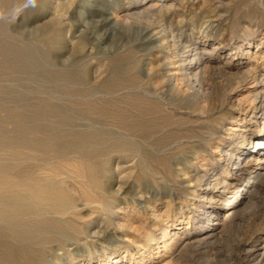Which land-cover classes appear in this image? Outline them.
<instances>
[{
	"label": "rangeland",
	"instance_id": "rangeland-1",
	"mask_svg": "<svg viewBox=\"0 0 264 264\" xmlns=\"http://www.w3.org/2000/svg\"><path fill=\"white\" fill-rule=\"evenodd\" d=\"M37 2L35 7L20 12L18 18L15 9L22 4L14 8L7 16V21L3 23V26L6 24L5 27L9 30L2 27L0 32L1 37L5 32H9L5 34L8 35V39H15V44L23 41V45L16 44L18 54L26 58L40 54L49 61L46 68L44 66L35 68L37 72H41L39 75L31 69L32 63L24 61L23 64L22 61L17 60L16 67L4 70L0 75L2 77L0 90L2 88L3 91H0V101L3 102H0V124H2L0 125L2 146H0L2 148V151L0 150V228L2 224L4 226L0 229V264H249L239 253V249L244 241L253 248H264L262 230L264 178L262 182L255 181L258 183L256 185H259L256 191L253 190L243 196V191L239 192L236 198L238 212L233 223L227 227L224 235H221L222 238L220 236L216 243L189 245L182 239L181 233L190 230L193 219L203 204L206 207L211 206L209 202L201 199V194L205 193V181L202 180L217 172L223 176L225 175L223 171L231 168V166H223L224 162L231 158L229 155L225 156L223 150L227 149L229 144L238 146L242 142L231 136L233 131L227 133L226 126L231 123V118H244L249 125H255L257 133L260 132L259 115L252 113L250 107L254 93L251 90L259 88L261 84L259 81L256 83L247 79L237 86L236 82L240 80L238 78L241 73L240 76L212 75L209 76L212 82L208 77L209 92L205 95L196 92L181 80L182 70L178 61L185 48H181L176 36L181 34V39L187 41H206V47L221 42L223 48L221 54L217 55L220 66L228 61L227 57L231 51L233 53L239 51L238 47L241 44L244 46L252 44L249 49L250 56L256 57V60H250L255 62L260 74L264 72L262 71L264 42L258 48L255 46L264 32V0H37ZM152 4H156L155 9L151 8ZM127 6H137L140 10L147 8L152 13L138 20L132 18L127 23L116 24L114 20L117 19V15L120 16L122 9ZM206 20L212 23V28H206L207 33L204 32L206 25L202 24ZM170 26L175 32L174 38L169 35L168 30H165ZM6 35L4 39L7 38ZM1 37L0 39L3 40ZM159 38L162 40L158 41ZM48 41L49 45H47ZM21 46L25 47L21 48ZM32 46L35 51L32 50ZM45 51L47 54L44 53ZM20 58L22 57L19 55ZM234 62L235 60L232 59L230 64L224 67L232 68ZM58 67L63 68L60 71ZM61 77L70 86H66V83L49 85ZM28 80L32 82L31 86ZM39 80L42 83L38 84ZM44 82H46L45 86ZM59 85L60 87H57ZM229 85L231 89L237 87L233 89L234 92L229 89ZM17 88L20 90L17 91ZM48 88L52 91L47 92ZM56 89L58 90L55 91ZM162 91L165 102L152 96ZM249 91L252 94H249ZM57 92L60 94H56ZM67 92H70V95ZM115 92H118V95ZM230 94L238 99L235 102H238L239 106L234 107L235 104H232L228 98ZM66 95L69 97L66 98ZM76 95L81 97L78 98ZM87 95L91 97H85ZM94 95L96 96L93 97ZM46 96L50 97L51 101ZM32 99L34 101H30ZM25 106L28 108L26 109ZM45 109L48 110L44 111ZM50 120L51 124H48ZM153 120L156 123H153ZM9 122L12 126L8 125ZM17 122L19 125L15 124ZM115 122L121 125H115ZM108 126L110 128L113 126L111 128L113 130H108ZM87 128L89 129L86 130ZM65 129H68L67 133ZM39 136H42L41 139ZM111 137L114 142L116 140L115 143L111 142ZM117 137L122 139V142ZM126 138L131 139L129 141L132 145L128 142L127 146V141L124 142ZM24 139L27 141L24 142ZM141 141L145 145L141 144ZM120 142L126 147L120 145ZM243 143L251 148L248 139ZM149 146L152 148L155 146V149H150ZM17 147L19 150L16 149ZM34 148L36 150H33ZM14 152L17 154L13 155ZM16 156V159L13 158ZM34 158L35 160H32ZM18 159L22 161H17ZM117 161L122 169H119V174L116 175L114 169ZM120 164L119 168H121ZM22 167L24 169L20 170ZM16 169L21 172L18 174ZM21 176L25 177L22 181ZM15 177L19 179L16 180ZM195 178L199 181L197 186L194 185ZM248 178H253V174L248 176L244 173L240 177L241 184L245 185ZM253 180L250 179L251 182ZM16 191H25V196L26 193L28 196L25 198L30 197L31 202L39 203L40 208L37 204L33 206L37 205L39 209H36L38 211L42 209L41 212L38 213L29 204L27 206L25 202H30L29 199H17ZM231 191L233 190L226 191L214 204L215 210L219 211L226 207V200L232 196ZM36 194L42 196L40 199L46 200H40ZM246 195H250L251 198L247 199ZM23 200L25 202H22ZM39 214L42 215L38 216ZM9 218L19 220L18 222L23 221L28 227L26 232L22 235L14 234L12 227L16 222L10 221ZM212 220L214 217L207 216L204 223L211 225ZM96 231L99 233H95ZM10 232L13 235H10ZM10 236L13 240L9 239ZM13 241L20 244L16 245ZM14 254L17 255L16 261ZM203 254L206 255L203 257ZM228 254H232L235 258L227 261ZM253 263L262 264L263 261L261 263L260 260H254L250 264Z\"/></svg>",
	"mask_w": 264,
	"mask_h": 264
},
{
	"label": "bare ground",
	"instance_id": "bare-ground-1",
	"mask_svg": "<svg viewBox=\"0 0 264 264\" xmlns=\"http://www.w3.org/2000/svg\"><path fill=\"white\" fill-rule=\"evenodd\" d=\"M23 3V0H0V32H2L1 30L6 26V24H4L5 26H3V23H4V21L6 20V18H7V16H9V13L14 9V8H16V7H19V5H21ZM38 3V2H37ZM155 5L156 4H152L151 5V8H154L155 7ZM22 6V5H21ZM20 6V7H21ZM19 7V8H20ZM150 7V6H149ZM170 8V7H169ZM122 9V8H121ZM155 9V8H154ZM14 12V11H13ZM116 12V11H115ZM114 12V13H115ZM149 13H152V11L151 10H149V9H147V8H143V9H141L140 10V8L139 7H137V6H127V7H124L123 9H122V14L120 15V16H118L117 15V19H115V17H114V21H115V23L116 24H119V23H127L128 22V20H130V19H141V18H143L144 16H147ZM159 13V14H158ZM157 14L158 15H160V12H158ZM12 15H13V13H12ZM154 15V14H153ZM115 16H116V14H115ZM149 16V15H148ZM161 16V15H160ZM162 17V16H161ZM164 19V18H163ZM148 20V19H147ZM7 21V20H6ZM133 21V20H132ZM136 21V20H135ZM8 22H10V21H8ZM134 22V21H133ZM149 22V21H148ZM158 23V22H157ZM165 23H163V25H164ZM202 24H205L206 26H205V28H204V32L205 33H207V29H210V28H212V23L210 22V21H208V20H206V21H204ZM128 25V24H127ZM3 27V28H2ZM40 27V26H39ZM159 27V26H158ZM165 27V26H164ZM162 28V27H161ZM165 28H167V27H165ZM207 28V29H206ZM5 29H7V30H9L8 28H6L5 27ZM157 29V28H156ZM44 30V29H43ZM47 30V29H46ZM52 30V29H51ZM162 30H163V28H162ZM165 30H168V32H169V35L171 34L172 35V37L174 38V30L171 28V26L168 28V29H165ZM203 30V29H202ZM4 31H6V30H4ZM159 31H160V29H159ZM41 32V31H40ZM40 32H37V33H40ZM47 32V31H46ZM6 33V32H5ZM3 34L4 36L7 34V33H9V32H7L6 34ZM12 33V32H11ZM163 33V32H162ZM50 34V33H49ZM14 36H16L15 34H13ZM36 35V34H35ZM161 35V34H160ZM165 35V34H164ZM167 35V34H166ZM2 35H0V37H1ZM3 36V37H4ZM8 35H6V37H7ZM39 36H40V34H39ZM42 37H43V35H41ZM52 36V35H51ZM3 37H1L3 40H1L0 39V57H1V59H0V75H1V73L5 70H7V69H9V70H11L12 69V67L14 68V67H16V65L18 64V63H16L15 61L17 60L18 62H21L22 61V63L24 62V61H28V62H30V64L32 63V68L31 69H33L34 70V72L36 71L37 72V69L35 70V68H38V67H40V66H44L45 68L48 66V62L49 61H47L46 60V58H44V57H42V56H40V54H39V56H27V58L24 56V55H22V54H18L17 53V50H18V46H16V44H19V43H16L15 44V42H14V40L15 39H8L9 37H7V38H3ZM12 37V36H11ZM18 37V36H17ZM16 37V39H20V38H17ZM44 37H47V36H44ZM49 37L50 36H48V39H49ZM12 38H14V37H12ZM169 38V37H168ZM176 38H178V41H179V45H181V48H185V50L183 51V50H181V51H183V52H181L180 54H181V57H180V60L178 61V65H179V68L182 70V74H181V80L185 83V85H187L189 88H191V89H194L196 92H198V93H200V94H203V95H205L207 92H209V90L207 89L208 88V86H209V81H208V77L209 76H214V75H217V76H222V75H226V74H230V76H232V75H239V73H241V76L238 78V79H240L238 82H236V85L238 86V84L240 83V82H242V81H245V80H247V79H251L253 82H256L257 83V81H259V83L261 84V86L259 87V88H255V89H253V90H251V91H253L254 93H253V96H252V98L253 99H251L252 101V106L250 107L251 108V112L252 113H255V114H258L259 115V124H260V132L259 133H257L256 132V130H255V125L253 124V126H251V125H249L248 123H246V121L244 120V118H241V119H237V117H232L231 118V123L229 124V125H225L226 126V130H227V133H228V131H230V132H232V137H235V138H238V139H240L242 142L238 145V146H232L231 144H229L228 146H227V149H225V150H223V152H224V154H225V156H227V155H229L230 157V159H228L226 162H224V164H223V166L224 167H229V166H231V168L230 169H226V170H224L223 171V173L225 174V175H223V176H221V174H219L218 172L217 173H215V174H212L211 176H209V177H207V178H205L204 176V178H205V180H202V181H205V188H204V190H205V193L203 192V194H201V199H202V201H207V202H209V204H211V206H205L204 204H203V206H201L200 207V209L198 210V213H197V216H195L194 217V219H193V222H192V224H191V228H190V230L188 229V230H185V231H183L182 233H181V237H182V239L183 240H185V241H187V242H185L186 244H192V243H197L198 245H201V244H204V245H208V244H213V243H216V241L218 240V238L226 231V229H227V227L228 226H230L232 223H233V219L235 218V216H236V214H237V209H236V207H237V205H238V201H236V198H237V196H239V192H242L243 191V193H242V196L244 195V194H249L251 191H253V190H255L256 191V189L257 188H259V185H256V184H258V183H255V181L257 180V181H259V182H262L261 180L264 178V72H262V73H260V74H258V72H259V70H258V68L256 67L257 65L255 64V62L253 63L250 59H253V60H256V57H252L251 58V56H250V51H249V49H250V45H252V44H249L248 46H244V44H241L239 47H238V49H239V51L238 52H236V53H233L232 51L230 52V54H229V56L227 57V62L223 65V66H220L219 65V63L220 62H218V57H217V55H220L221 54V49L223 48V46H222V44H221V42H217L216 44H213L211 47L209 46V47H206L207 46V43H206V41H197V40H185V39H181L182 38V35L181 34H177V36H176ZM38 39V38H37ZM44 39V38H43ZM42 39V40H43ZM164 39V38H163ZM41 40V41H42ZM47 40V39H46ZM160 40H162V38H159L158 39V41H160ZM183 40V41H182ZM41 41H39V42H41ZM53 41V40H52ZM171 41V40H170ZM22 43H20L21 45H23V41H21ZM26 42V41H25ZM27 42L29 43V41L27 40ZM36 42V41H35ZM34 42V43H35ZM208 42V41H207ZM264 42V32L261 34V37L259 38V41L256 43V46H255V48H258L262 43ZM44 43V42H43ZM45 43H46V41H45ZM171 43V42H170ZM182 43V44H181ZM19 44V45H20ZM32 44H33V41H32ZM37 44V43H36ZM35 44V45H36ZM25 45H27V44H25ZM45 45V44H44ZM43 45V46H44ZM47 45H49V41H48V44ZM171 45V44H170ZM178 45V46H179ZM28 47H29V45H27ZM26 46V47H27ZM37 46V45H36ZM35 46V47H36ZM160 46H161V44H160ZM172 46V45H171ZM176 46V45H175ZM23 47H25V46H23ZM22 46H21V48H23ZM40 47H42V46H40ZM33 48V49H32ZM32 50H34L35 48H34V46H32ZM43 48H45V46L43 47ZM53 48H54V46H53ZM26 49V48H25ZM28 49V48H27ZM30 49V48H29ZM38 49H40V48H38ZM51 49V48H50ZM178 49V48H177ZM180 49V48H179ZM31 50V51H32ZM36 50V49H35ZM34 50V51H35ZM52 50V49H51ZM20 51V50H19ZM30 51V50H29ZM39 51V50H38ZM41 51V50H40ZM39 51V52H40ZM42 51H43V49H42ZM178 51V50H177ZM176 51V52H177ZM50 52V51H49ZM44 53H46V51L44 52ZM44 53H43V55H44ZM24 54V53H23ZM27 54V53H26ZM47 54V53H46ZM45 54V56L47 57V55ZM19 55L22 57V58H20L19 59ZM176 55V54H175ZM180 56V55H179ZM255 56V55H254ZM232 59H233V61L235 60V62H234V65L232 66V68H226V67H224V66H228L229 64H230V62L232 61ZM177 60V59H176ZM177 62V61H176ZM16 63V64H15ZM23 64H25V63H23ZM52 65V64H51ZM53 66V65H52ZM57 66V65H56ZM177 66V65H176ZM24 67V66H23ZM22 68V67H21ZM43 68V67H42ZM45 68H43V69H45ZM61 68H63V67H61ZM61 68H59L58 67V69L60 70ZM17 69V68H16ZM16 69H14V71L16 70ZM18 69H19V67H18ZM29 69V68H28ZM43 69H41L42 71H43ZM52 69V68H51ZM58 69H57V71H58ZM66 69V68H65ZM30 70V69H29ZM56 70V69H55ZM67 70V69H66ZM71 70V69H70ZM73 70V69H72ZM151 70V69H150ZM235 71V72H232V71ZM32 71V70H31ZM40 71V70H39ZM45 71V70H44ZM43 71V72H44ZM61 71V70H60ZM242 71V72H241ZM262 71H264V70H262ZM116 72V71H115ZM114 72V73H115ZM6 73V72H5ZM22 73V72H21ZM38 73V75H39V73H41V72H37ZM63 73V72H62ZM70 73V72H69ZM114 73H112L111 72V74H114ZM7 74V73H6ZM5 74V75H6ZM10 74V73H9ZM13 74V73H12ZM18 74H19V72H18ZM17 74V75H18ZM29 74V73H28ZM43 74V73H42ZM47 74V73H46ZM65 74V73H64ZM68 74V73H67ZM116 74V73H115ZM118 74V73H117ZM5 75H3V76H5ZM8 75V74H7ZM21 75V74H20ZM27 75V74H26ZM30 76L32 75V74H29ZM34 75V74H33ZM36 75V74H35ZM34 75V76H35ZM44 75V74H43ZM48 75V74H47ZM47 75H46V77H47ZM55 76V75H54ZM119 76V75H118ZM10 77H12V76H10ZM123 77V76H122ZM216 77V76H215ZM0 78H2V77H0ZM5 78V77H4ZM7 78H9V76L7 77ZM16 79H17V77H15ZM25 78V77H24ZM24 78H22V79H24ZM40 78H42V77H40ZM39 78V79H40ZM51 78V77H50ZM218 79H219V77H217ZM223 78V77H222ZM260 78V79H259ZM15 79V80H16ZM34 79V78H33ZM33 79H32V81H33ZM37 79H38V77H37ZM53 79V78H52ZM51 79V80H52ZM116 79H117V77H116ZM211 79L212 78H210L209 77V80H210V82H212L211 81ZM259 79V80H258ZM42 80H44V79H42ZM49 80V79H48ZM51 80H50V82H51ZM57 81L55 82V80H54V82H52V83H50L49 85H51V84H53V83H66V86L67 85H69L70 86V84L68 83V82H65V80H63L62 79V77L61 78H57L56 79ZM175 80H176V78H175ZM179 80V79H178ZM36 81V80H35ZM45 81V80H44ZM53 81V80H52ZM66 81H68V80H66ZM70 81V80H69ZM76 81V80H75ZM180 81V80H179ZM181 81V82H182ZM208 81V82H207ZM229 81V80H228ZM2 81H0V83H1ZM8 82V81H7ZM9 82H11V81H9ZM17 82V81H16ZM27 82H29L30 83V86H31V84H32V82H30L29 80L27 81ZM40 80H39V83L38 84H40ZM71 82V81H70ZM125 82V81H124ZM182 82V83H183ZM219 82H221V81H219ZM232 82V81H231ZM235 82V81H234ZM248 82V81H247ZM35 83V82H34ZM42 83V82H41ZM46 82H44L43 84H44V86L46 85L45 84ZM97 83V82H96ZM96 83H94V84H96ZM214 83H216V82H214ZM5 84H6V81H5ZM20 84V83H19ZM25 84H27L26 82H25ZM36 84V83H35ZM34 84V86H37V85H35ZM74 84V83H73ZM76 84V83H75ZM74 84V85H75ZM88 84H90V83H88ZM120 84V83H119ZM216 84H219V83H216ZM231 84V83H230ZM233 85H235L234 83H232ZM247 84V83H246ZM255 84V83H254ZM1 85V84H0ZM15 85H16V83H15ZM24 85V84H23ZM81 85H82V83H81ZM91 85V84H90ZM97 85V84H96ZM96 85H94V86H96ZM179 85V84H178ZM184 85V86H185ZM240 85V84H239ZM256 85V84H255ZM258 85V84H257ZM10 86V85H9ZM41 86V85H40ZM53 86H55L56 87V85H53ZM63 86H65V85H63ZM63 86H62V88H63ZM79 86V85H78ZM85 86H87V85H85ZM111 86V85H110ZM224 86V85H223ZM230 86V85H229ZM252 86V85H251ZM3 87V86H2ZM18 87V86H17ZM20 87V86H19ZM18 87V88H19ZM28 87H29V85H28ZM33 87V86H32ZM57 87H60V85L59 86H57ZM88 87H89V85H88ZM91 87V86H90ZM97 87V86H96ZM170 87H172V86H170ZM211 87V86H210ZM217 87H219V85H217ZM244 87V86H243ZM256 87V86H255ZM8 88V87H7ZM15 88V87H14ZM17 88V91L18 90H20V89H18ZM21 88V87H20ZM46 88V87H45ZM45 88H43V89H45ZM70 88V87H69ZM73 88V87H72ZM108 88V87H107ZM134 88V87H133ZM132 88V89H133ZM235 88H237L236 86H235ZM235 88H232L231 89V86L229 87V89H231L232 90V92H234L233 91V89H235ZM8 89H10V88H8ZM29 89H31V88H29ZM28 89V90H29ZM37 89H38V87H37ZM36 89V90H37ZM41 89V88H40ZM49 89V88H48ZM65 90H66V88H64ZM91 89V88H90ZM97 89V88H96ZM102 89V88H101ZM116 89V88H115ZM139 89V88H138ZM7 90V89H6ZM13 90V89H12ZM21 90H22V88H21ZM27 90V89H26ZM26 90H24V91H26ZM46 90V89H45ZM58 89H56L55 91H57ZM118 90V89H117ZM190 90V89H189ZM214 90V89H213ZM230 90V91H231ZM250 90V89H249ZM0 91H2V88H1V90ZM4 91H5V89H4ZM24 91H22V93H24ZM41 91H43V90H41ZM52 91V90H51ZM50 91V89H49V91H47V92H51ZM61 91V90H60ZM73 91H74V88H73ZM94 91V90H93ZM101 91V90H100ZM103 91V90H102ZM108 91V90H107ZM134 91V90H133ZM169 91V90H168ZM192 91V90H191ZM217 91V90H216ZM229 91V92H230ZM3 92V91H2ZM21 92V91H20ZM20 92H18V94L20 93ZM61 92H64V91H61ZM72 92V91H71ZM76 92V91H75ZM81 92V91H80ZM96 92V91H95ZM105 92V91H104ZM121 92H122V90H121ZM142 92H143V90H142ZM147 91H145V93H146ZM167 92V91H166ZM218 92V91H217ZM250 92V91H249ZM13 93V92H12ZM17 93V92H16ZM16 93H15V95H16ZM28 93V92H27ZM39 93V92H38ZM38 93H36V94H38ZM54 93V92H53ZM52 93V94H53ZM60 94V92H57L56 94ZM68 93V92H67ZM70 93V92H69ZM68 93V94H69ZM74 93V92H73ZM118 93V92H117ZM116 92H115V94H117ZM152 93V92H151ZM171 93V92H170ZM228 92H226V94H227ZM29 94H30V92H29ZM35 94V93H34ZM55 94V95H56ZM58 94V95H59ZM67 94V95H68ZM77 94V93H76ZM95 94V93H94ZM103 94H105V93H103ZM114 94V95H115ZM229 94V93H228ZM233 94V93H232ZM249 94H252L251 92L249 93ZM25 95V94H24ZM43 95V94H42ZM62 95V94H61ZM66 95V98H68L69 96H67ZM70 95V94H69ZM92 95V94H91ZM112 94H110V96H111ZM118 95V94H117ZM148 95V94H147ZM146 94H145V96H147ZM150 95V94H149ZM163 95H164V92L162 91V92H160L159 94H152V96L153 97H155V99L157 98L159 101L160 100H163ZM208 95V94H207ZM206 95V96H207ZM218 95V94H217ZM1 96V95H0ZM39 96V95H38ZM44 96H45V94H44ZM53 96V95H52ZM65 96V95H64ZM77 96V95H76ZM79 96V95H78ZM77 96V97H78ZM96 95H94L93 97H95ZM100 96V95H99ZM105 96H106V94H105ZM109 96V95H108ZM211 96V95H210ZM225 96V95H224ZM228 96V95H227ZM12 97V96H11ZM37 97V96H36ZM61 97V96H60ZM70 97H72V96H70ZM79 97H81V95L79 96ZM78 97V98H79ZM85 97H91V96H85ZM84 97V98H85ZM98 97V96H97ZM102 97H104V96H102ZM226 97V96H225ZM1 98V97H0ZM28 98V97H27ZM46 98H47V96H46ZM49 98V100L51 99L50 97H48ZM47 98V99H48ZM56 98V97H55ZM65 98V97H64ZM65 98V99H66ZM83 98V99H84ZM147 98V97H146ZM200 98H202V97H200ZM205 98V97H204ZM228 98H230V100H231V103L232 104H235V106L234 107H237L236 105H238L239 106V104H237L238 102H235V100H238V99H235V96L234 95H229V97ZM18 99V98H17ZM53 99V98H52ZM58 99V98H57ZM73 99V98H72ZM81 99V98H80ZM86 99V98H85ZM92 99V98H91ZM110 99V98H109ZM111 99H112V97H111ZM203 99V98H202ZM209 99V98H208ZM1 100V99H0ZM27 100V99H26ZM37 100V99H36ZM40 100V99H39ZM55 100V99H54ZM61 100V99H60ZM82 100V99H81ZM201 100V99H200ZM204 100V99H203ZM207 100V99H206ZM20 101V100H19ZM28 101V100H27ZM30 101H34L33 99L32 100H30ZM43 101V100H42ZM46 101V100H45ZM51 101V100H50ZM61 101H63V99L61 100ZM76 101V100H75ZM110 101V100H109ZM164 101V100H163ZM197 101V100H196ZM229 101V100H228ZM243 101V100H242ZM241 101V102H242ZM1 102V101H0ZM6 102V101H5ZM21 102V101H20ZM48 102V101H47ZM56 102H58V101H56ZM71 102V101H70ZM165 102V101H164ZM1 103H3V102H1ZM23 103V102H22ZM38 103V102H37ZM37 103H34V104H37ZM42 103V102H41ZM67 103V102H66ZM72 103V102H71ZM70 103V104H71ZM81 103H82V101H81ZM108 103V102H107ZM110 103H112V102H110ZM228 103V102H227ZM230 103V104H231ZM10 104V103H9ZM16 104V103H15ZM50 104V103H49ZM63 104V103H62ZM78 104V103H77ZM5 105V104H4ZM19 105V104H18ZM40 105V104H39ZM80 105H82V104H80ZM164 105V104H163ZM12 106V105H11ZM38 106V105H37ZM63 106H65V105H63ZM62 106V107H63ZM70 106V105H69ZM77 106V105H76ZM232 106V105H231ZM242 106V105H241ZM14 107H15V105H14ZM17 107V106H16ZM22 107H24V105L22 106ZM40 107V106H39ZM49 106H47V108H48ZM78 107V106H77ZM233 107V106H232ZM1 108V107H0ZM4 108V107H3ZM25 108H26V106H25ZM28 108V107H27ZM26 108V109H27ZM30 108V107H29ZM239 108V107H238ZM249 108V107H248ZM20 109H21V107H20ZM24 109V108H23ZM31 109V108H30ZM35 109H37V108H35ZM39 109V108H38ZM44 109V108H43ZM60 109V108H59ZM96 109V108H95ZM146 109V108H145ZM8 110V109H7ZM34 110V109H33ZM40 110V109H39ZM48 110V109H47ZM46 109L44 110V111H47ZM54 110V109H53ZM127 110V109H126ZM6 111V110H5ZM12 111V110H11ZM36 111V110H35ZM42 111V110H41ZM51 111V110H50ZM75 111V110H74ZM78 111V110H77ZM76 111V112H77ZM90 111V110H89ZM131 111V110H130ZM129 111V112H130ZM256 111V112H255ZM18 112H19V110H18ZM23 112H25V111H23ZM38 112V111H37ZM37 112H36V114H37ZM117 112H119V111H117ZM135 112V111H134ZM10 113V111L8 112V114ZM79 113V112H78ZM91 113V112H90ZM112 113V112H111ZM22 114V113H21ZM20 114V115H21ZM26 114V113H25ZM41 114V113H40ZM44 114V113H43ZM49 114V113H48ZM110 114V113H109ZM136 114V113H135ZM243 114V113H242ZM11 115H12V113H11ZM11 115H9V116H11ZM17 115V114H16ZM15 115V116H16ZM39 115V114H38ZM90 115H92V114H90ZM96 115V114H95ZM120 115V114H119ZM24 115H22V117H23ZM31 116V115H30ZM37 116V115H36ZM54 116V115H53ZM87 116H89V114H87ZM113 116V115H112ZM7 116L5 115V117L4 118H6ZM25 117V116H24ZM35 117V116H34ZM42 117H43V115H42ZM49 117V116H48ZM134 117V116H133ZM146 117V116H145ZM37 118V117H36ZM55 118V117H54ZM58 118H59V116H58ZM79 118V117H78ZM95 118V117H94ZM131 118V117H130ZM248 118V117H247ZM246 118V119H247ZM15 119H16V117H15ZM37 119H39V118H37ZM133 119V118H132ZM250 119V118H249ZM4 120V119H3ZM45 121V123H47L46 122V119H44ZM48 120H49V118H48ZM47 120V121H48ZM79 120V119H78ZM90 120V119H89ZM98 120V119H97ZM129 120H131V119H129ZM251 120V119H250ZM5 121V120H4ZM12 121V120H11ZM33 121V120H32ZM35 121V120H34ZM43 121V120H42ZM135 121V120H134ZM141 121V120H140ZM148 121H150V120H148ZM8 122V121H7ZM16 122V121H15ZM28 122V121H27ZM104 122V121H103ZM111 122V121H110ZM121 122V121H120ZM130 122V121H129ZM128 122V123H129ZM132 122H133V120H132ZM155 121L153 120V123H154ZM22 123V122H21ZM39 123V122H38ZM43 123V122H42ZM79 123V122H78ZM105 123V122H104ZM113 123V122H112ZM119 123V122H118ZM123 123V122H122ZM125 124H127V122H124ZM142 123V122H141ZM156 123V122H155ZM255 123H256V121H255ZM11 123L9 122V124L8 125H10ZM14 124V123H13ZM15 124H18V122L17 123H15ZM28 124V123H27ZM40 124V123H39ZM48 124H51V120H50V123H48ZM88 124V123H87ZM91 124V123H90ZM109 124V123H108ZM130 124V123H129ZM134 124V123H133ZM138 124V123H137ZM145 124V123H144ZM143 124V125H144ZM159 124V123H158ZM160 124H162V123H160ZM163 124H165V122L163 123ZM0 125H2V124H0ZM19 125V124H18ZM29 125V124H28ZM27 125V126H28ZM45 124H43V126H44ZM57 125H58V123H57ZM67 125H69V124H67ZM115 125H121L120 123L119 124H116V122H115ZM131 125V124H130ZM139 125V124H138ZM221 125V124H220ZM3 126H5V125H3ZM10 126H12V125H10ZM14 126V125H13ZM22 126V125H21ZM27 126H24V127H27ZM56 125H54V127H55ZM90 126V125H89ZM135 126V125H134ZM161 126V125H160ZM37 127V126H36ZM50 127V126H49ZM65 127V126H64ZM78 126H76V128H77ZM98 127V126H97ZM100 127V126H99ZM105 127V126H104ZM113 127V126H112ZM111 127V128H112ZM137 127V126H136ZM140 127V126H139ZM138 127V128H139ZM158 127V126H157ZM162 127V126H161ZM4 128V127H3ZM22 128V127H21ZM46 128H48V127H46ZM66 128H68V127H66ZM73 128H75V127H73ZM79 128V127H78ZM100 128H102V127H100ZM106 128V127H105ZM109 126H108V130H110L111 129ZM114 128H116V127H114ZM135 128V127H134ZM222 128V127H221ZM241 128V129H240ZM30 129V128H29ZM72 129V128H71ZM70 128H69V130H71ZM79 129H82V127H80ZM89 128H87L86 130H88ZM119 129H120V126H119ZM122 129V128H121ZM26 130H27V128H26ZM38 130V128H36V130L35 131H37ZM66 130H68V129H65L64 131L66 132ZM84 130V129H83ZM86 130H84V131H86ZM92 130H93V128H92ZM111 130H113V129H111ZM223 130H225V129H223ZM23 131V130H22ZM30 131H32V130H30ZM45 131V130H44ZM60 131V133H61V129L59 130ZM94 131V130H93ZM116 131V130H115ZM122 131V130H121ZM120 131V132H121ZM136 131V130H135ZM134 131V132H135ZM217 131V130H216ZM27 131H25V133H26ZM46 132V131H45ZM54 132V131H53ZM68 132V131H67ZM66 132V133H67ZM72 132H74V131H72ZM78 132V131H77ZM82 132V131H81ZM98 132V131H97ZM103 132H105V131H103ZM120 132L118 133V134H120ZM15 132L13 131V134H14ZM24 133V132H23ZM22 133V134H23ZM49 133V132H48ZM50 133H51V131H50ZM49 133V134H50ZM58 133V132H57ZM62 133H64L63 131H62ZM122 133H124L123 131H122ZM150 133H151V131H150ZM217 133V132H216ZM29 134V133H28ZM127 134H129V133H127ZM127 134H126V136H127ZM214 134V133H213ZM226 134V133H225ZM35 135H37L36 133H35ZM53 135V134H52ZM63 135V134H62ZM66 135V134H65ZM68 135V134H67ZM77 135V134H76ZM81 135V134H80ZM93 135H94V133H93ZM133 135H134V133H133ZM151 135H152V133H151ZM30 136V135H29ZM38 136V135H37ZM55 136V135H54ZM64 136V135H63ZM72 136V135H71ZM74 136V135H73ZM84 136V135H83ZM104 136H106L105 134H104ZM113 136H115V135H113ZM116 136H118V135H116ZM120 137H121V134L119 135ZM125 136V135H124ZM123 136V137H124ZM218 136V139H219V135H217ZM32 137V136H31ZM40 137V139H41V137L42 136H39ZM44 137V136H43ZM67 137V136H66ZM75 137V136H74ZM93 137V136H92ZM101 137V136H100ZM110 137V136H109ZM108 137V138H109ZM133 137V136H132ZM131 137V138H132ZM135 137V136H134ZM133 137V138H134ZM210 137H212V136H210ZM15 138V137H14ZM22 138V137H21ZM29 138V137H28ZM53 138V137H52ZM56 138V137H55ZM107 138V139H108ZM112 138L113 137H111V142L113 143L114 141L112 140ZM122 138V137H121ZM125 138V137H124ZM129 138H130V136H129ZM128 138V140H127V138H126V140L124 141V142H126L127 141V146H128V142H129V144L131 143V141H129V140H131V139H129ZM135 138H137V137H135ZM147 138V137H146ZM150 138V137H149ZM148 138V139H149ZM213 138V137H212ZM25 139H26V137H25ZM23 140L24 142H26L27 140ZM32 139V138H31ZM31 139H28L29 141L31 140ZM35 139H37L36 137H35ZM46 139V138H45ZM48 139V138H47ZM95 139V138H94ZM117 139L119 140V141H121L122 142V139L120 140L118 137H117ZM142 139V138H141ZM148 139H146V140H148ZM232 139V138H231ZM246 139H248V143H251V148H248V147H246V145L243 143ZM253 139H255V140H253ZM14 140V139H13ZM50 140V139H49ZM117 140V141H118ZM135 140V139H134ZM143 140V139H142ZM44 141V140H43ZM43 141H39V142H43ZM107 141H109V140H107ZM106 141V143H109V142H107ZM136 141V140H135ZM222 141V140H221ZM1 142V141H0ZM12 142H15V141H12ZM31 142H32V140H31ZM33 142H36V141H33ZM105 142V141H104ZM115 142H116V140H115ZM114 142V143H115ZM120 142V143H121ZM134 142V141H133ZM146 142V141H145ZM220 142V141H219ZM3 143V142H2ZM45 143V142H44ZM51 143V142H50ZM105 143V144H106ZM119 143V144H120ZM143 142L141 141V144H142ZM13 144H15V143H13ZM13 144H11L12 145V147H13ZM42 144V143H41ZM73 144V143H72ZM85 144H87V143H85ZM104 144V143H103ZM103 144H101V145H103ZM104 144V145H105ZM144 144V143H143ZM27 144H25V146H26ZM28 145H30V144H28ZM34 145V144H33ZM36 145V144H35ZM34 145V146H35ZM52 145V144H51ZM54 145H55V143H54ZM77 145V144H76ZM92 145V144H91ZM99 145V144H98ZM120 145H122V143L120 144ZM130 145H132V144H130ZM145 145V144H144ZM150 145V144H149ZM0 146H1V144H0ZM3 146H4V143H3ZM15 146V145H14ZM24 146V145H23ZM23 146H21V147H23ZM24 146V147H25ZM31 146H32V144H31ZM30 146V147H31ZM82 146H85V145H82ZM81 146V147H82ZM89 146V145H88ZM95 146H97V145H95ZM122 146H124V143H123V145ZM151 146V145H150ZM149 146V147H150ZM2 147V146H1ZM0 147V150L2 149ZM5 147V146H4ZM23 147V148H24ZM36 147H37V145H36ZM38 147H40V146H38ZM48 147V146H47ZM99 147V146H98ZM97 147V148H98ZM124 147H126V145L124 146ZM146 147H148V145L146 144ZM170 147V146H169ZM208 147H210V146H208ZM6 148V147H5ZM29 148V147H28ZM45 148V147H44ZM78 148H80V147H78ZM87 148H89V147H87ZM96 148V147H95ZM138 148V147H137ZM152 147H150V149H151ZM171 148V147H170ZM17 150H19L18 149V147L16 148ZM27 149V148H26ZM30 149H32V148H30ZM46 149V148H45ZM83 149V148H82ZM84 149H85V147H84ZM94 149V148H93ZM153 150L155 149V146H154V148H152ZM157 149V148H156ZM24 150V149H23ZM29 150V149H28ZM33 150H36V148H34ZM32 150V151H33ZM37 150H39V149H37ZM48 150V149H47ZM86 150H89V149H86ZM135 150V149H134ZM2 151V150H1ZM25 151V150H24ZM30 151V150H29ZM44 151V150H43ZM161 151V150H160ZM162 151H163V149H162ZM205 151V150H204ZM23 152V151H22ZM35 152V151H34ZM157 152H159V150L157 151ZM24 153V152H23ZM162 153V152H161ZM15 154H17V153H13V155H15ZM25 154V153H24ZM35 154V153H34ZM38 154V153H37ZM21 156H23V155H21ZM35 157V156H34ZM184 157V156H183ZM198 157V156H197ZM13 158H17V156L16 157H13ZM36 158V157H35ZM35 158L34 159H32V160H35ZM228 158V157H227ZM186 160V159H185ZM1 161V160H0ZM3 161V160H2ZM15 161V160H14ZM17 161H22V159L21 160H17ZM17 161H15V162H17ZM24 161H26L25 159H24ZM108 161V160H107ZM183 161V160H182ZM3 162H5V161H3ZM181 163V162H180ZM184 163V162H183ZM22 164V163H21ZM20 164V165H21ZM119 162L117 161V166H116V169H114V170H116V175H117V173L119 174V169H122V166H121V164H120V166H121V168H119ZM1 165V164H0ZM4 165H6V164H4ZM19 165V164H18ZM17 165V169L19 168V166ZM7 166V165H6ZM5 166V167H6ZM186 166V165H185ZM187 167V166H186ZM16 169V170H17ZM22 169H24L23 167L20 169V170H22ZM19 170V169H18ZM17 170V172H18V174L21 172V171H18ZM113 170V171H114ZM124 170V169H123ZM23 171H25V170H23ZM28 171V170H27ZM122 171V170H121ZM120 171V172H121ZM219 171V170H218ZM7 172V171H6ZM26 172V171H25ZM29 172V171H28ZM27 172V173H28ZM213 172V171H212ZM222 172V171H221ZM244 173H246L248 176H250L251 174H253V178H248L249 180L247 181V182H245L244 184L245 185H243V184H241V182H240V177L244 174ZM4 174V173H3ZM115 174V173H114ZM11 175V174H10ZM13 175V174H12ZM28 176H29V174H27ZM111 175V174H110ZM206 175V174H205ZM15 176V175H14ZM22 177V176H21ZM23 178H25V177H22L21 178V181L23 180ZM15 179L16 180H18L19 178H16L15 177ZM250 179L252 180V179H254L252 182L250 181ZM15 181V180H14ZM14 181H11V182H14ZM20 181V182H21ZM189 181V180H188ZM5 182V181H4ZM123 182V181H122ZM264 182V181H263ZM22 183V182H21ZM25 183V182H24ZM190 183V182H189ZM194 185H199V181H198V178H195L194 179ZM27 184V183H26ZM5 185H7V184H5ZM10 185V184H9ZM9 185L7 186V187H9ZM22 185V184H21ZM29 185V184H28ZM40 185V184H39ZM38 185V186H39ZM188 185V184H187ZM189 185H191V184H189ZM188 185V186H189ZM42 186V185H41ZM195 186V187H196ZM1 187H5V186H1ZM25 187V186H24ZM23 187V188H24ZM35 187V186H34ZM30 188V187H29ZM48 188V187H47ZM9 189V188H8ZM13 190H15L14 188H12ZM11 189V190H12ZM16 189H18V188H16ZM20 189V188H19ZM32 189V188H31ZM31 189H29L30 191H31ZM35 189V188H34ZM211 189H213V190H211ZM264 189V188H263ZM2 190H4V189H2ZM1 190V191H2ZM229 190H233V191H231V193H232V196H230L229 197V199H227L226 200V207H224L223 209H220L219 211H217V210H215V205L214 204H216V202H218L219 201V199L224 195V193L226 192V191H229ZM21 191V190H20ZM18 192V191H16V194H15V196L17 197V199H23V198H25V197H28L27 196V193H26V196H25V191H23V192ZM46 191V190H45ZM51 191V190H50ZM258 191V190H257ZM259 191H261V189L259 190ZM28 192V191H27ZM2 193V192H1ZM47 193V192H46ZM257 193V192H256ZM255 193V194H256ZM7 194V193H6ZM24 194V195H23ZM258 194V193H257ZM29 195V194H28ZM35 195V194H34ZM37 195L38 194H36V197H37ZM43 195V194H42ZM116 195V194H115ZM254 195V194H253ZM260 195V194H259ZM258 195V196H259ZM39 196V195H38ZM45 196V195H44ZM247 196V199H250L251 198V196L250 195H246ZM1 197V196H0ZM42 197V196H41ZM40 196H39V199L41 198ZM231 198H233V200H231L230 201V199ZM256 198V197H255ZM254 198V199H255ZM3 199V198H2ZM27 199H31L30 197L29 198H27ZM26 198H25V200H27ZM45 198H43V199H40V200H44ZM200 199V198H199ZM4 200V199H3ZM25 200H23L22 202H25ZM46 200V199H45ZM44 200V201H45ZM7 201V200H6ZM4 202V201H3ZM10 202V201H9ZM30 202H31V200H30ZM30 202H25V203H27V206H28V204L30 205V207L31 206H33V204H37V202L36 203H34V201H32L31 202V204H30ZM248 202H250V201H248ZM10 203H12V202H10ZM45 203V202H44ZM241 203V202H240ZM251 203V202H250ZM12 205V204H11ZM20 205V204H19ZM38 206H39V208H40V204L38 203L37 204ZM37 205H35V206H37ZM42 205H44V204H42ZM41 205V206H42ZM24 206V205H23ZM22 206V207H23ZM35 206H33V207H31L32 209H36V208H38V206L37 207H35ZM198 206V205H197ZM27 208H29V207H27ZM38 208V209H39ZM41 208H43V206L41 207ZM239 208V207H238ZM6 209H9V208H6ZM21 209H23V208H21ZM32 209H29L30 211H32ZM38 209H36V211H38ZM27 210V209H26ZM42 210V209H41ZM41 210H39L38 211V213L39 212H41ZM46 210V209H45ZM45 210H43L45 213L47 212V211H45ZM240 210H241V208H240ZM36 211H35V213H36ZM43 212V213H44ZM6 213V212H5ZM9 215V214H8ZM29 215V214H28ZM32 215H34V214H32ZM36 215V214H35ZM40 215H42V214H39L38 216H40ZM46 215V214H45ZM16 216H18V215H16ZM182 216V215H181ZM207 216L208 217H214V220H212L211 222H212V224L211 225H209V224H205L204 222L206 221V219H207ZM9 217V216H8ZM193 218V217H192ZM8 219V218H7ZM10 219V218H9ZM17 219V218H16ZM19 219V218H18ZM189 219V218H188ZM237 219V218H236ZM12 220H14V222H16V223H14L13 224V227H12V232L14 233V234H18V235H22L23 233H25L26 232V230H27V228L28 227H26V224L22 221V222H18L17 220H15V219H12ZM11 219H10V221H12ZM1 221V220H0ZM21 221V220H20ZM26 221V220H25ZM188 222H189V220H188ZM33 224V223H32ZM35 224V223H34ZM1 225V224H0ZM5 225V224H4ZM39 225V224H38ZM44 225V224H43ZM52 225V224H51ZM49 226V225H48ZM47 226V227H48ZM2 228L4 227L3 226V224H2V226H1ZM2 228H0V229H2ZM6 228V227H5ZM187 228V227H186ZM48 229H50L49 227H48ZM263 230V234H264V228L262 229ZM4 231H7V230H4ZM46 232V231H45ZM36 233V232H35ZM95 233H99V231H96ZM5 234H7V233H5ZM10 235H13V234H11V232L9 233ZM165 234V233H164ZM37 235V234H36ZM224 235V234H223ZM222 235V236H223ZM261 235V234H260ZM179 236V235H178ZM222 236H221V238H222ZM11 236H10V240H11ZM177 239V238H176ZM12 240H13V238H12ZM15 240H17V239H15ZM4 242V241H3ZM12 242V241H11ZM14 242V241H13ZM23 243H24V241H22ZM240 242H242V241H240ZM15 243V242H14ZM13 243V244H14ZM22 243V244H23ZM16 244V243H15ZM18 245L20 244L19 242L17 243ZM16 244V245H17ZM25 244V243H24ZM237 244H240V243H237ZM249 244V243H248ZM215 245V244H214ZM22 246V245H21ZM28 246V245H27ZM26 246V247H27ZM174 246V245H173ZM194 246V245H193ZM193 246H191V247H193ZM219 246V245H218ZM235 246V245H234ZM237 246V245H236ZM18 246H16V248H17ZM20 247V246H19ZM200 247V246H199ZM181 248V247H180ZM202 248V247H201ZM236 248V247H235ZM239 248V247H238ZM1 249H3V248H1ZM179 249V248H178ZM199 249V248H198ZM233 249V248H232ZM16 250H18V249H16ZM183 250V249H182ZM15 251V250H14ZM203 251V250H202ZM238 251V250H237ZM199 253V252H198ZM215 253V252H214ZM231 253V252H230ZM235 253V252H234ZM237 253V252H236ZM239 253H241L242 255H243V257L246 259V261L250 264L251 262H254V260H260L261 261V263H262V261H263V263H264V248H261V249H256V248H253L252 246H250V245H246V243H245V241L243 242V244H241L240 245V249H239ZM202 254V253H201ZM200 254V255H201ZM4 255V254H3ZM16 254H14V256H15ZM198 255V254H197ZM206 254H203V257L205 256ZM210 255V254H209ZM236 255V254H235ZM237 255H238V253H237ZM236 255V256H237ZM14 256H13V258H14ZM193 256H195V255H193ZM240 256V255H239ZM7 257H10V256H7ZM16 257H17V255L15 256V261H16ZM198 257V256H197ZM194 258H196V257H194ZM200 258V257H199ZM212 258V257H211ZM214 258V257H213ZM232 258H235V257H233L232 256V254H228V256H227V261L228 260H231ZM238 258V257H237ZM190 259V258H189ZM201 259H202V257H201ZM241 260H242V258H241ZM196 261V260H195ZM207 261H208V258H207ZM236 261V260H235ZM234 261V262H235ZM243 261V260H242ZM231 262H233V260L231 261ZM239 262V261H238ZM237 262V263H238ZM227 263V262H226ZM262 263V264H263ZM254 264V263H253ZM260 264V263H259Z\"/></svg>",
	"mask_w": 264,
	"mask_h": 264
},
{
	"label": "clouds",
	"instance_id": "clouds-1",
	"mask_svg": "<svg viewBox=\"0 0 264 264\" xmlns=\"http://www.w3.org/2000/svg\"><path fill=\"white\" fill-rule=\"evenodd\" d=\"M37 0H23L22 6L20 8L15 9L16 18H18V14L29 7H35Z\"/></svg>",
	"mask_w": 264,
	"mask_h": 264
}]
</instances>
